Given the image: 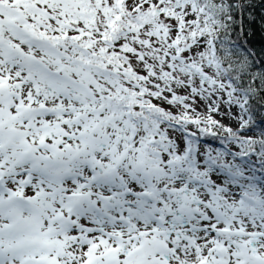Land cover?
<instances>
[{
    "label": "snow or ice",
    "instance_id": "6c2138e0",
    "mask_svg": "<svg viewBox=\"0 0 264 264\" xmlns=\"http://www.w3.org/2000/svg\"><path fill=\"white\" fill-rule=\"evenodd\" d=\"M0 264H264V0H0Z\"/></svg>",
    "mask_w": 264,
    "mask_h": 264
}]
</instances>
